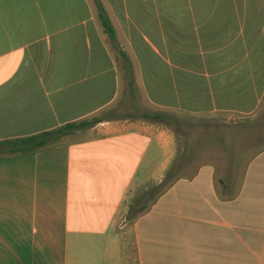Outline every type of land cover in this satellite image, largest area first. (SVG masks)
<instances>
[{
    "label": "crops",
    "instance_id": "0c3cea01",
    "mask_svg": "<svg viewBox=\"0 0 264 264\" xmlns=\"http://www.w3.org/2000/svg\"><path fill=\"white\" fill-rule=\"evenodd\" d=\"M263 109L264 0H0V141L81 124L0 155V264H264V149L130 201L177 153L155 114Z\"/></svg>",
    "mask_w": 264,
    "mask_h": 264
},
{
    "label": "rangeland",
    "instance_id": "374dc122",
    "mask_svg": "<svg viewBox=\"0 0 264 264\" xmlns=\"http://www.w3.org/2000/svg\"><path fill=\"white\" fill-rule=\"evenodd\" d=\"M172 116L174 119H166L164 123L171 126L176 135L177 153L174 159L185 160L178 177H191L199 166L213 164L216 167L215 179L226 178L231 192L236 191L246 163L264 149V109L256 116L235 121ZM167 183L160 186L151 184L135 190L130 200L131 211L133 204H137V210L145 202L149 204Z\"/></svg>",
    "mask_w": 264,
    "mask_h": 264
},
{
    "label": "trees",
    "instance_id": "16d2710c",
    "mask_svg": "<svg viewBox=\"0 0 264 264\" xmlns=\"http://www.w3.org/2000/svg\"><path fill=\"white\" fill-rule=\"evenodd\" d=\"M100 17L103 25L105 26L109 34L113 36V31L102 10H100ZM154 117L161 120H166L168 118L167 115L160 113L155 114ZM173 117L174 116L171 115V119H174ZM100 120H102V117L95 118L94 120L87 122L84 125H92L93 123L98 122ZM80 125L81 124H66L54 130L41 132L27 137L1 140L0 155L32 153L47 145H51L59 141V139L65 133H67L72 127H78ZM184 162H185L184 158L174 159L173 162L171 163V166L166 171L161 183L158 186L163 185L165 182L167 183V181L169 182L173 179L179 178L178 173Z\"/></svg>",
    "mask_w": 264,
    "mask_h": 264
},
{
    "label": "water",
    "instance_id": "95a60500",
    "mask_svg": "<svg viewBox=\"0 0 264 264\" xmlns=\"http://www.w3.org/2000/svg\"><path fill=\"white\" fill-rule=\"evenodd\" d=\"M134 208H136V209H137V207H135V206H134Z\"/></svg>",
    "mask_w": 264,
    "mask_h": 264
}]
</instances>
